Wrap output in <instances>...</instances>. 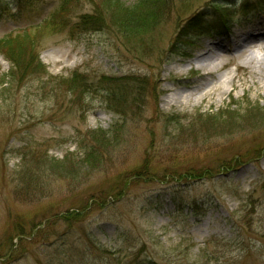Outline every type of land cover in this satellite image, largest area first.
Masks as SVG:
<instances>
[{"label": "rangeland", "instance_id": "374dc122", "mask_svg": "<svg viewBox=\"0 0 264 264\" xmlns=\"http://www.w3.org/2000/svg\"><path fill=\"white\" fill-rule=\"evenodd\" d=\"M243 1L190 0L143 43L52 29L60 0H0V39L37 34L47 70L2 93L10 64L0 53V264H264V51L258 69L223 56L225 86L186 68L208 42L264 22ZM200 11L217 22L177 38L179 20ZM77 71L91 82L148 76L157 89L121 116L96 87L71 100L58 84ZM90 129L104 131L105 147L87 156L77 140ZM68 152L79 159L67 168L43 160Z\"/></svg>", "mask_w": 264, "mask_h": 264}, {"label": "trees", "instance_id": "16d2710c", "mask_svg": "<svg viewBox=\"0 0 264 264\" xmlns=\"http://www.w3.org/2000/svg\"><path fill=\"white\" fill-rule=\"evenodd\" d=\"M241 6L244 13H253L264 9V0H244ZM190 7V0H179L177 5H174L171 0H138L130 7H124L123 0H60L57 9L50 14L49 24L54 30L69 29L72 33L75 32L80 35L84 33H108L112 34L111 36L116 40H122V42L133 41L137 38V41L146 43L157 27L165 23L170 13L175 11L180 17ZM142 8H145V11H142ZM217 10L220 12L219 8ZM221 12L224 13L223 10ZM212 17L205 11H200L181 18L177 38L204 31L212 23L217 22H212ZM38 41L37 34H31L28 30L0 39V53L10 64L9 71L1 78V85L7 84L1 90L2 93L11 90L13 85H19L28 79L36 80L37 76L47 73L37 53ZM142 47L140 46L139 50ZM145 49L148 48L144 47ZM151 53L153 52L150 51L147 55ZM90 80L87 75L77 71L72 76L64 78L58 85H62L70 93L71 100L77 104L82 103L83 94L90 89L96 87L104 90L107 108L114 110L121 116L142 112L148 97L157 89L148 76L109 77L103 75L97 80H92V82ZM103 133L104 131L91 129L84 134L79 132L77 147L83 150L87 156L94 155V146L105 147V144H100L102 141L99 139V137L105 139V135L102 136ZM90 146H92V151ZM100 148L97 151H102ZM48 158L51 159V167L64 164V168L69 166L68 163H74L79 159L78 155L73 152H68L62 159L44 157L43 160ZM96 159H100V156L95 158L94 167L96 169L101 168L104 162L102 159L98 161ZM63 174L66 175L67 173L64 172ZM78 175L77 172L76 176ZM176 203L178 204V202ZM144 262L145 264H155L151 260Z\"/></svg>", "mask_w": 264, "mask_h": 264}, {"label": "bare ground", "instance_id": "6f19581e", "mask_svg": "<svg viewBox=\"0 0 264 264\" xmlns=\"http://www.w3.org/2000/svg\"><path fill=\"white\" fill-rule=\"evenodd\" d=\"M229 44L230 47L232 46V50L230 47L228 48ZM238 50H241L242 53L244 52L243 58H239L240 56L235 57L234 52ZM260 51H264V22L258 25L257 28H251L244 32L235 30L234 34L230 35L226 43L225 39L217 42H208L205 49L197 53L195 58L186 64V68L190 67L191 64H195L196 67L202 70L200 75L202 78L216 76L217 83H221L222 79L225 77L227 78V81L225 80L223 83L225 86L227 83L232 82L231 78H233V76L230 77L229 72L218 74V71L227 64V59L225 60L223 56L233 52L232 58L238 59L241 63L240 65L244 67H256L258 69L259 66L256 63L260 58H258L257 53ZM261 65L262 64H260V68H262V72H264V68L261 67ZM194 90L195 88L181 91L178 95L180 103H190L195 95Z\"/></svg>", "mask_w": 264, "mask_h": 264}]
</instances>
